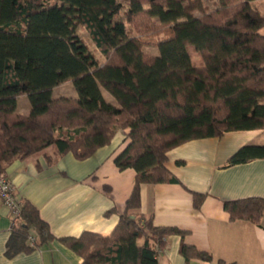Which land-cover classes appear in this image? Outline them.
I'll return each mask as SVG.
<instances>
[{"label": "trees", "instance_id": "trees-1", "mask_svg": "<svg viewBox=\"0 0 264 264\" xmlns=\"http://www.w3.org/2000/svg\"><path fill=\"white\" fill-rule=\"evenodd\" d=\"M251 1L218 0L209 9L203 0H0V172L48 145L85 158L117 129L129 137L114 160L136 173L111 233L57 237L82 257L80 264H157V245L183 230L157 225L137 209L143 182L178 181L165 164L167 150L192 138L264 127V13ZM79 25L103 60L78 34ZM154 36L159 52L150 54L143 46ZM65 81L76 97L53 95ZM19 95L29 99L27 114L17 110ZM263 156L264 143H245L227 163ZM192 194L199 207L206 193ZM20 202L7 256L56 238L36 205ZM222 203L230 220L258 221L264 211L259 195ZM180 251L212 258L185 243Z\"/></svg>", "mask_w": 264, "mask_h": 264}, {"label": "crops", "instance_id": "crops-1", "mask_svg": "<svg viewBox=\"0 0 264 264\" xmlns=\"http://www.w3.org/2000/svg\"><path fill=\"white\" fill-rule=\"evenodd\" d=\"M59 86L53 87L54 96H77L76 90L56 93ZM103 94L114 101L107 91ZM22 96L17 97V110L27 114L30 103ZM128 142L126 129L120 128L110 142L85 158L72 151L58 154L48 145L7 164L4 170L16 198L36 205L56 238L7 256L12 221L8 206L0 199V264H80L82 257L57 237L77 236L83 230L111 233L136 173L130 166L119 168L114 160ZM245 143H264V127L226 130L177 144L167 150L165 164L178 181L141 184L142 203L137 212L152 214L157 225L183 230L182 234H167L157 245V264H264V211L258 221L230 220L222 203L224 199L264 196V156L227 163ZM193 190L206 193L199 207L193 204ZM182 243L209 252L212 258H186L180 251Z\"/></svg>", "mask_w": 264, "mask_h": 264}, {"label": "rangeland", "instance_id": "rangeland-1", "mask_svg": "<svg viewBox=\"0 0 264 264\" xmlns=\"http://www.w3.org/2000/svg\"><path fill=\"white\" fill-rule=\"evenodd\" d=\"M203 3L210 9V8L217 6L218 0H203ZM251 3L254 6H256L262 13H264V0H252ZM195 13L198 14L199 12L196 11ZM77 32L83 38V40L88 44L90 50L95 52L99 60H103L104 56L100 53L99 50L95 48V45L90 37L89 32L82 25L78 26ZM260 32L264 33V25L260 28ZM158 38L159 36H154L152 38L147 39L149 43L143 46L144 51L150 54H157L159 52L158 47L156 46V41L158 40ZM189 48H190L193 62L200 63L202 61L201 56L193 50L192 46H189ZM56 89H57L55 91L56 93H60V92L70 93V92L75 91L70 81L61 83L60 86L57 87ZM22 97L28 99L26 95H23Z\"/></svg>", "mask_w": 264, "mask_h": 264}, {"label": "built area", "instance_id": "built-area-1", "mask_svg": "<svg viewBox=\"0 0 264 264\" xmlns=\"http://www.w3.org/2000/svg\"><path fill=\"white\" fill-rule=\"evenodd\" d=\"M0 199L10 210L12 224L15 223L19 216L21 202L16 198L12 181L2 172H0ZM29 240L32 241V236L29 237Z\"/></svg>", "mask_w": 264, "mask_h": 264}]
</instances>
